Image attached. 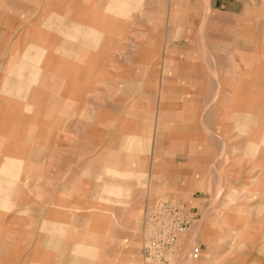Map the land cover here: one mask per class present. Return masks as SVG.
Instances as JSON below:
<instances>
[{"label":"rangeland","instance_id":"rangeland-1","mask_svg":"<svg viewBox=\"0 0 264 264\" xmlns=\"http://www.w3.org/2000/svg\"><path fill=\"white\" fill-rule=\"evenodd\" d=\"M113 1L103 4V26L89 25L86 19L88 24L79 28L80 35L87 33L88 38L74 63L82 71L75 76L80 88H72L71 106L54 108L55 153L40 156L38 170L24 160L16 179L54 182L55 197L48 196V201L55 209L62 199L60 186L69 180L74 209H127L134 204L139 264H145L142 218L147 195L155 200L173 198L186 205L194 221L176 244L177 255L186 256L185 264L199 262L189 256L194 247L200 248L199 260L206 264L264 259V162H254L258 157L247 149L250 156L245 171L239 170L244 161H235L239 150L234 146L241 138L218 130L212 116V102L222 103L226 92L218 86L221 75L213 55H223L226 46L223 27L215 25L209 0ZM246 1L261 9L252 7L248 20L264 23V0ZM17 29L0 26V34L7 40L0 43L2 67L14 68L21 61L8 58L15 51ZM254 29L248 26L247 46L252 49ZM262 32L264 36V27ZM59 47L54 58L39 59V67L67 65L68 60L59 59ZM45 77L40 74V81ZM61 77L55 79L62 83ZM160 85H164L161 91ZM255 106L254 101L253 107L242 108L247 117L244 131L238 127V115H227L234 119V128L248 135L252 153L260 151L252 138L264 137V107ZM39 125L46 127L44 122ZM220 128L226 131L230 126ZM84 145L95 153L74 154ZM63 147H70L72 153H63ZM182 152L187 161L176 162ZM263 156L260 153V161ZM84 164H89L86 171ZM46 199L40 192L39 202L45 203L41 209L45 210ZM195 200L203 202L201 209L194 208L199 205ZM247 209L250 216L245 214ZM245 216L252 225L241 227ZM255 218L257 224L253 225Z\"/></svg>","mask_w":264,"mask_h":264},{"label":"crops","instance_id":"crops-1","mask_svg":"<svg viewBox=\"0 0 264 264\" xmlns=\"http://www.w3.org/2000/svg\"><path fill=\"white\" fill-rule=\"evenodd\" d=\"M105 1L0 0V26L18 28L15 51L8 58L21 60L14 68L0 65V264H139L138 249L134 244V204L127 209L118 206L114 209L106 206L101 211L74 209L76 203L70 200L69 180L60 186L62 199L60 196L55 209L48 201V196L55 197L54 182H21L15 177L18 170L24 169V160L34 164L32 169L38 170L40 156L55 153L54 108L71 106L72 88H80V80L75 76L82 71L77 70L74 63L80 59V46L86 44L88 38L87 33L80 35L79 28L88 24L86 19L90 21L89 25L103 26L105 17L101 12L106 9ZM209 4L217 20L215 25L223 27L222 40L226 46L223 55H213L218 60L215 69L221 75L218 86L226 92L222 103L212 102V116L218 123V130L224 134L234 132V137L241 138L234 148L239 150L235 161H244L239 169L242 171L246 158L252 154L258 157L254 162H264V156L261 161L259 157L260 153L264 155V137L252 139L260 150L254 149L252 153L247 144L248 135L234 128V119L230 118L231 114L238 115V127L244 131L246 127L242 125L247 117L242 108L253 107L254 101L256 106L264 107V23L256 18L248 20V12L250 15L252 7L256 11L257 5L246 0H209ZM248 26L255 28L254 40L250 41L254 42L253 49L247 46ZM3 37L0 34V43L7 41ZM56 46L61 50L59 59L68 60L67 65L39 67V59L55 57ZM68 51L69 55L66 54ZM2 55L0 50V59ZM40 74L46 75L42 81ZM56 75L64 77H61L62 83L55 79ZM247 82L253 86L248 87ZM163 86L160 85V91ZM253 114L257 116V113ZM40 122L46 127L41 129ZM220 125L230 126V129L225 131ZM91 149L87 150L84 145L76 148L74 154L95 153ZM247 149L251 150L250 155H247ZM63 153L71 154L72 151L70 147H63ZM178 159L185 161L186 154L177 155L175 161ZM84 165L86 171L89 164ZM40 192L47 197L45 210L41 209L45 203L39 202ZM154 200V196L147 195L143 210ZM195 201L199 205L194 208L201 209L203 202ZM245 212L250 216V209ZM246 218L249 217L245 216V222H240L241 227L244 223L252 225ZM253 220L256 225V218ZM199 259L194 260L199 261L194 264H206ZM236 263V260H228L225 264ZM245 264H264V259L254 257L247 259Z\"/></svg>","mask_w":264,"mask_h":264},{"label":"built area","instance_id":"built-area-1","mask_svg":"<svg viewBox=\"0 0 264 264\" xmlns=\"http://www.w3.org/2000/svg\"><path fill=\"white\" fill-rule=\"evenodd\" d=\"M193 221L186 205L179 200L164 197L146 205L142 218L145 264H185L186 256L177 255L176 244ZM200 255V248L194 247L189 256L197 260Z\"/></svg>","mask_w":264,"mask_h":264},{"label":"bare ground","instance_id":"bare-ground-1","mask_svg":"<svg viewBox=\"0 0 264 264\" xmlns=\"http://www.w3.org/2000/svg\"><path fill=\"white\" fill-rule=\"evenodd\" d=\"M262 135H263V134H262ZM252 139H254V137H253ZM261 140H262V139H261ZM261 140H260V141H261ZM261 142H262V141H261Z\"/></svg>","mask_w":264,"mask_h":264}]
</instances>
